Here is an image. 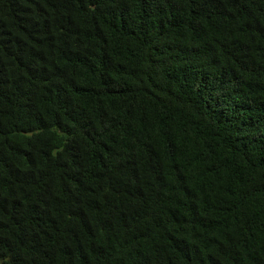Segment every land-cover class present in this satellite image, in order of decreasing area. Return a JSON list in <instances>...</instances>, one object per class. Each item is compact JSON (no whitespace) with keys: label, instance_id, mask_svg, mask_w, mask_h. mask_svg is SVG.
<instances>
[{"label":"trees","instance_id":"16d2710c","mask_svg":"<svg viewBox=\"0 0 264 264\" xmlns=\"http://www.w3.org/2000/svg\"><path fill=\"white\" fill-rule=\"evenodd\" d=\"M0 264H264V0H0Z\"/></svg>","mask_w":264,"mask_h":264}]
</instances>
